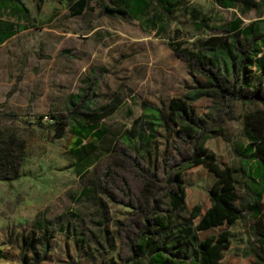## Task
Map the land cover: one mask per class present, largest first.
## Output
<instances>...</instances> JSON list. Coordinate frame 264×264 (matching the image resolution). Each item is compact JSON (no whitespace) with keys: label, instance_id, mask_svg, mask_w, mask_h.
<instances>
[{"label":"rangeland","instance_id":"obj_1","mask_svg":"<svg viewBox=\"0 0 264 264\" xmlns=\"http://www.w3.org/2000/svg\"><path fill=\"white\" fill-rule=\"evenodd\" d=\"M22 1L28 17L0 14L18 26V34L0 46V148L13 139L19 156L18 179H0V264H122L117 222L132 210L92 185L96 164L142 116L143 102L168 115L173 98L204 82L176 52H198L238 18L244 26L264 23V0L247 12L223 8L217 0H148L138 18L105 9L123 7L121 0ZM81 2L85 7L79 13ZM249 80L264 93L262 71L252 67ZM79 101L93 109L115 105L98 124L100 137L75 134L80 124H90L83 117L70 119L61 133L54 127L53 115L70 116L69 106ZM193 106L204 116L215 104L204 97ZM234 106L220 135L206 147L223 166L235 169L245 192L242 152L249 140L244 116L264 110V104ZM175 129L171 121L151 134L140 126L152 139L147 164L157 168L165 154H172ZM80 137L81 145L76 143ZM183 176L188 207L201 205L204 215L217 177L204 166ZM261 206L264 228V199ZM242 209V219L233 226L200 232L201 239L231 232L224 264H256L264 255L250 203ZM34 233L49 240L47 248L36 238L33 243Z\"/></svg>","mask_w":264,"mask_h":264},{"label":"trees","instance_id":"obj_2","mask_svg":"<svg viewBox=\"0 0 264 264\" xmlns=\"http://www.w3.org/2000/svg\"><path fill=\"white\" fill-rule=\"evenodd\" d=\"M121 1L123 7L105 9L138 18L148 6V0ZM217 2L224 8L242 6L244 12L258 6L256 0ZM77 7L80 13L85 3ZM16 12L17 9H13L12 13ZM22 14L28 17V9L24 7ZM198 15L195 12V17ZM202 21L205 24L206 20ZM259 24L242 27L243 21L238 18L230 22L225 35L211 37L198 52H176L189 70L201 76L204 82L185 96L173 98L168 115L163 108L143 102L142 116L116 140L110 154L96 164L92 185L110 201L132 210L127 219L117 222L122 264H224L225 252L232 245L231 232L225 230L206 239H201L200 232L223 225L233 226L243 217L242 206L249 203L264 252V228L259 221L264 199V110L244 116L249 140L242 152L245 159L242 172L247 179L245 192L238 187L235 169L223 166L217 155L206 147L210 139L220 135L236 102L264 104L263 88L249 80L252 67L264 74V23L262 27H258ZM13 29L5 26L3 38L11 37ZM204 97L212 99L215 106L209 114L199 116L193 104ZM114 110L115 105L93 109L80 101L72 102L67 110L70 116L53 115L54 127L61 133L70 119L83 117L90 124H80L75 134L100 137L98 124ZM170 121L176 126L177 142L172 154H165L155 168L146 162L152 139L139 128L144 125L151 134ZM80 139L76 140L79 145L82 144ZM18 158L15 141L5 142L0 148V179H18ZM199 166L206 167L217 177L210 190L211 206L204 215L201 205L188 207L183 176L188 169ZM34 235L33 243L36 238L48 247L47 238ZM256 264H264V255L257 257Z\"/></svg>","mask_w":264,"mask_h":264},{"label":"crops","instance_id":"obj_3","mask_svg":"<svg viewBox=\"0 0 264 264\" xmlns=\"http://www.w3.org/2000/svg\"><path fill=\"white\" fill-rule=\"evenodd\" d=\"M20 1H21V4H20L19 0H0V14H1V12H4V11L12 13L13 9H15V10L17 9V12L15 14L20 16V18L21 17L23 18L22 10L24 9V7L27 9V7L24 5L22 0H20ZM226 9H242L244 11V8L242 6H237L236 8H226ZM252 9H254V8H251L250 10H252ZM253 23H255V22H253ZM253 23H251V24H253ZM251 24H249V25H251ZM249 25L244 26V22H243L242 27H247ZM5 26H10V27L14 28L13 29V35H11V37H8L6 39L3 38V28ZM262 26H263V23H260L258 25V27H262ZM17 27L18 26L16 24H14V22H12L11 20H6L2 16L0 17V46L5 44L6 42L10 41L12 38H14L18 34V28Z\"/></svg>","mask_w":264,"mask_h":264}]
</instances>
